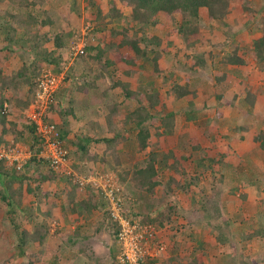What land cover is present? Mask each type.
<instances>
[{"label":"rangeland","instance_id":"rangeland-1","mask_svg":"<svg viewBox=\"0 0 264 264\" xmlns=\"http://www.w3.org/2000/svg\"><path fill=\"white\" fill-rule=\"evenodd\" d=\"M248 1L252 10L257 12L254 19L249 18V14L243 10L240 0H231V11L227 18V22L237 33L239 43L244 46V49L253 40L260 37L259 21L264 18V0ZM8 7L9 2H0V15H3ZM109 7L108 0H43L37 5L36 9L41 11V14L44 11L49 12L56 22L54 26L48 25L40 29V35L44 38L41 45L47 51L59 49L60 46L64 57V72L74 62L73 57L68 56L69 49L67 48L73 38H84L87 43L97 45L109 41L108 35L111 28L116 27L122 31L123 27H128L126 20L115 18L112 21L108 17L104 19V16L108 14ZM99 9L103 11V20L100 23L96 19ZM13 12L17 13V10L15 9ZM123 12L124 17H129L131 14L127 8H123ZM45 17L44 14L41 15V19ZM180 19L181 16L178 15L172 22H164L157 28L149 30V34L160 35L164 40L163 49L165 52L161 64L166 75L173 72L175 78L185 79L188 66L191 64L186 59V55L190 52L185 50L181 38L173 31L176 22H179ZM209 22L208 12L203 9L199 23L203 33L208 34L206 38L209 39V43L201 48L200 55H204L212 63L223 51L229 50L230 44L218 27L214 31H210ZM103 23H106V29L100 35L96 34L97 26L102 27ZM22 32L21 30L18 35ZM128 36L130 37L131 33H128ZM103 38L104 42L101 40ZM122 38V35L118 36L115 39L116 43L118 44ZM4 47L6 45L0 43V71L4 77L11 79L22 68L23 63L28 60L30 55L24 51L13 54L11 50H3ZM127 53L125 48L121 50L115 48L105 57H113L117 61L120 56ZM209 53L212 54L211 58H208ZM84 59L79 69L84 71L88 76L87 79L97 78L95 79L98 83L97 88L83 91L84 85L87 84H84L86 79H80L78 72L81 71L76 70L73 79L63 83L58 96L62 108L73 109V115L67 116L66 113L56 110L51 115V119L57 123L61 132H68L65 145L74 158L71 161V168L75 172L79 175H87L92 171L112 174L122 183L121 177H124V174L130 171L135 163L143 161L153 146H150L146 151L137 153V151L135 152L137 145L128 141L119 143L115 148H108L104 144H101L102 147L92 144L89 146V150L97 156L99 161L90 163L81 160L77 144L82 138L93 137L89 135L96 136L94 139L104 136L113 137L115 133L125 134L126 137H136L135 132H129L133 124L128 120V116L139 106L137 101L126 98V90L123 87L115 86L116 80L106 76L102 64L93 60L89 55ZM32 60L33 58L28 63L33 62ZM248 67L251 75L238 73L237 70L244 69V67L237 69L236 67L217 65L214 68L215 72H225L232 79L231 87L223 100L215 98L211 71L201 68L195 70L192 78L202 81L195 100L198 119L189 121L184 116L178 115L175 132L155 136L152 140V143L158 145L161 150L173 152L174 158L179 161L175 163L172 159L167 167H159V179L166 181L170 177H175L189 187L187 192L176 191L163 203L161 202L162 206L154 210L157 212L153 217L157 216L158 220L165 224L163 227H159V238L166 246V250L171 246L173 254L172 259L168 260L163 257L164 260L159 261V264H183L184 260L191 256H198L199 259H202L203 256L207 264H264V239L246 242L242 241L241 236L245 230L248 233L255 231V228H264V218L259 224L253 226L247 221L251 217L259 218L264 214V205L261 203L264 202V152L254 141L257 122H264V73L259 71L254 62ZM53 69V66L48 64L43 66V71L53 72ZM152 69L150 62L138 59L135 66H121L120 78L122 83H127L128 89L133 92L153 90V88L160 91L161 104L157 109H153V112L168 113L176 110L178 105L175 104V98L167 96L166 93L168 81L165 82L161 78L153 76ZM184 83L185 80L182 84ZM27 87L28 91L30 87ZM246 88L250 89L253 94L252 101L256 103L253 110H250V103L246 101ZM102 91H107L110 94L109 101L101 97ZM111 109L116 110L114 114H111ZM219 110L223 111L229 120L237 118L239 125L250 121V131L245 140L239 139L235 133L236 126L234 124L223 123L225 125L213 127V123L218 120ZM19 113L20 116L23 115L22 111ZM91 123H94L93 127H91ZM107 123L111 126V130ZM209 127L211 129L209 130L210 137L207 135ZM102 128L106 132L103 133ZM188 131L191 134H188ZM9 134L12 137L13 134L10 132ZM191 135L197 141L200 150H193ZM12 138L9 140L10 142L13 141ZM238 141L239 144H237ZM25 149L31 157L30 151ZM127 151L129 154L125 153ZM204 154L216 160L220 159L222 155L228 154L223 160L232 163L238 179L248 178L250 182L257 181L259 183L255 182L256 184L253 186L242 187L235 194L230 192L231 188L224 190L211 173L205 172L200 161ZM102 158L106 159L104 163ZM215 168L217 171H221L223 166L216 164ZM24 169L20 172L23 173ZM50 169L52 170L49 165H44L41 170L37 168L34 170L47 174ZM1 177L4 181V175ZM129 180L130 176L126 183ZM72 181L74 182V180ZM18 185V182L15 183L14 191H18L17 196L21 198V207L33 208L35 216L33 220H30L29 217H17L14 214V216H9L7 209L4 208L5 204L0 199V264H46L45 258L50 257L57 258L58 264H113L112 250L116 249L117 244L113 233L114 228L110 220L107 219L104 208L96 210L92 216H87L86 213L78 216L72 214L68 207L63 209L64 202L68 199L66 193L63 195V189L69 188L68 184L61 179L43 184L41 190L49 196L40 203L33 195L34 192L32 194L27 192L28 187L34 189V181L25 182L20 193ZM123 185L124 191L129 192L127 185ZM88 190V187L82 189L79 186L76 200L80 201L86 198ZM134 190L131 188L132 193L135 192ZM164 192L165 187L158 186L154 193L155 199L160 201ZM95 193L98 198H101L98 192L95 191ZM136 193L138 192L136 191ZM240 195H245L247 199L242 201ZM136 197L137 201L144 205L143 197L141 198L138 194ZM193 198L195 199L194 203L191 201ZM130 206L128 209L134 210ZM168 207H172L173 210L168 211ZM217 208L220 215L216 214ZM136 211L140 210L136 209ZM161 213L165 217L160 216ZM12 219L20 224L21 230L26 231L30 238L35 232L43 235L46 232L47 234L42 245L35 241L26 246L27 256H22L21 250L18 248L17 232ZM218 235H223L227 241L224 243L219 241ZM162 254L163 251L158 258Z\"/></svg>","mask_w":264,"mask_h":264},{"label":"trees","instance_id":"trees-1","mask_svg":"<svg viewBox=\"0 0 264 264\" xmlns=\"http://www.w3.org/2000/svg\"><path fill=\"white\" fill-rule=\"evenodd\" d=\"M42 1L43 0H0L1 3L9 2V7L6 9L7 11L5 10L3 15H0V43L6 45L3 50H11L13 54L24 51L26 54L30 55L28 60L23 63L22 68L11 79H8L6 76L4 77L2 71H0V90L7 89L16 91L17 94H14V101L18 108L23 112V115L20 116L17 122L8 121L9 111H7L8 109L4 110V105L6 102H9V99L0 95V126L2 127V136L10 132L13 134L12 142L27 148L31 153V157L25 165L23 173L17 171L15 168L5 166L4 163H0V199L5 204L4 208L7 209L9 216L16 215L17 217L19 216L22 218L29 217L31 218L30 220H33L35 216L33 215V208L21 207V198L17 196L18 191H14L15 183L18 182V190L20 193L22 192V187L25 182L34 181V189L28 187L27 192L29 191L31 194L34 192L33 195L37 198L38 203H40L42 200H46L49 196L47 193L44 194L42 192L41 188L43 184L53 183L54 180L61 179L68 184L67 187L69 188L63 189V195L66 193L68 199L64 202L65 205L62 208L66 209L68 207L72 214L78 216H82L85 213L87 216H92L96 210L104 208L106 210L105 215L114 228V237L117 238L119 227L110 218L109 211L107 210L108 203L102 197L98 198L91 187H88L89 190L86 198L77 201L76 194L79 191L80 185L73 182L72 177H63L61 173L56 172L53 169H50L47 174H43L37 170V174H39L37 176V171L34 170L36 168L41 170L44 165L49 164L48 161L42 159L40 156L42 143L37 136L34 124L29 122L24 115V112L34 100V90L38 78L43 73L44 64L53 66V72L57 75L64 72V57L60 46L59 49L47 51L41 45L44 42V38L40 35V29L48 25L54 26L56 23L51 17L52 15L47 11L42 13L46 17L41 19V11L37 10L36 7ZM240 1L243 10L249 14V18L254 19L257 12L252 10L250 2L248 0ZM108 3L110 5L109 11L108 14L104 16V19L106 17L110 18L112 21L115 18L120 20L123 19L128 23V27H123L122 31H119L116 27L111 28L108 35L110 39L105 43L93 45L86 42L85 54L74 58V62L64 72V82L71 81L75 75L74 72L79 70L81 71L78 72L80 79L85 78L86 80H84V84L87 83L84 85L85 88H82L83 91L97 88L98 83L97 80H95L97 78L89 80L84 71L82 72V70L79 69L80 64L85 60L84 58L88 55L92 56L93 60L102 64V69L105 71L106 76L116 80L115 86L123 87L126 90V98L137 101L139 104L137 110L133 111L128 116V120L133 124V126L130 127L129 132H135L136 137H126L127 135L122 133H115L113 137L104 136L97 139L85 137L80 139L77 147L81 153V160H84V162L95 163L97 156L93 155L89 150V146L92 144H104L108 148H115L119 143L128 141L131 144L135 143L137 145V149L134 148L137 153L146 151L150 146H153L152 150L143 161L135 163L133 168L130 171H127V173L124 174V177H121V184L127 185L129 190L127 193L124 191V209L127 216L131 217L133 220L140 218L143 224H153L156 226L159 225L158 227H163L165 224L162 221H159L157 216L153 217L157 212L154 210L157 207L159 208V206H162L161 202L163 203L176 191L187 192L189 187L186 183H181L175 177H170L166 181H161L159 179V167H167L172 159H174L175 163H178L179 161L177 158H174L175 155L173 152H165L161 150L158 145L152 143V140L155 136L157 137L162 134L175 132L178 115L184 116L189 121H195L198 119L196 111L197 104L195 103V100L202 81L192 78V74L195 70H200L201 68L206 71H211L214 81H212V86L215 89V98L219 100H223L226 92L231 87L232 79L231 76H228L229 74L225 72H215L214 68L217 65L231 66L239 69L247 67L254 62L259 71L264 73V18L259 21L261 28L260 37L253 40L244 49V46L239 43L237 33L227 22V18L231 11V0H108ZM123 8L130 10L131 14L129 17H124ZM15 9L17 10V13L13 12ZM203 9L206 10L209 15L210 22L208 26L210 31H214V29L218 27V29L227 37L230 44L229 50L223 51V53L212 63H210L204 55H200L199 51V49L201 50L204 45L207 46L209 43V39L205 37V33H203L199 23ZM178 15L181 16V19L179 22H176L173 31L181 38L185 45V50L190 52L186 55V59L189 60L191 64L188 66L185 79L175 78L173 72L166 75L161 64V59L165 52V49H163L164 40L160 35L149 34V30L157 28L164 22H172ZM96 19L99 23L103 20V11L100 9ZM106 26V23H103L102 27L97 26V29L95 30L96 34L98 33V35H100V33L106 29ZM21 30L23 32L18 35ZM128 33H131L130 37L128 36ZM120 35H122L123 38L117 44L115 39ZM74 39L75 38H73L67 45L68 49ZM101 40L104 42V38ZM115 48L118 50L125 48L128 53L120 56L117 61L113 57L106 58L105 56L108 53L113 52ZM210 55L212 54L209 53L208 58H211ZM31 58H33V62L28 63ZM138 59L152 64L153 76L161 78L165 82L168 81L166 83V87H168L166 93L167 96L175 98V104L178 105L176 110L168 113H163L161 111L155 113L152 110L157 109L161 104L159 90L153 88V90H140L138 92H133L131 89H128L127 83H122L123 81H121L119 72L121 66H135ZM237 71L239 73V70ZM184 80L185 83L182 84ZM22 86H29L30 88L25 93L24 91H20ZM150 86L153 85L150 84ZM82 89H80V91H82ZM59 92L56 96L55 102L51 106V115L54 114L56 110H59L61 113H66L67 116L70 114L73 115V109L62 108L61 101H58ZM88 95L89 92L87 93V96ZM109 95L110 94L107 91H102L101 97L109 101L111 98ZM245 95L246 101L250 103V110H253L256 103L252 101L253 94L250 89H245ZM105 105L107 104L105 103ZM115 111L116 110L111 109L110 112L111 114H114ZM217 118L218 120L213 123V127L217 128L223 123L234 124L236 126L235 133H237L239 139L243 141L247 138V134L250 131V121H245L239 125L237 118H231V120H229L221 110L218 111ZM256 125L257 130L254 135V141L259 144L260 150L264 152V122H257ZM107 126L109 129L111 128L109 123H107ZM109 129H107V131ZM209 130H211L210 127L207 130V135L210 137L211 132H209ZM101 131L104 133L105 129L102 128ZM60 133L61 139L66 142L68 132L60 131ZM12 142L5 141L0 137V145L10 144ZM191 142L194 151L200 150V146L197 145L195 139L192 138ZM125 153L129 154V151ZM227 155L228 154H224V156L222 155L220 159L216 160L215 158L207 157L204 154L200 158V161L205 168V172L211 173L216 182H219L218 184H220L224 190L231 188L230 192H233L234 194L242 187H247L248 185L253 186L256 184L255 182L257 181L250 182V179L248 178L238 179L233 165H231L232 163L230 164L223 160ZM69 158L71 161L74 160L70 152ZM105 161L106 159L102 158V162L104 163ZM216 164H221L223 169L217 171L215 168ZM2 175L5 177L4 181H2ZM129 176L130 180L126 183ZM158 186L165 187L163 198L160 201L154 197L155 189ZM131 188L135 189L134 193L131 192ZM136 191L138 193H136ZM137 194L140 195L141 198L143 197L145 202L144 205H141L140 202L137 201ZM240 197L242 201L247 199L245 195H240ZM191 201L194 203L195 199L193 198ZM261 203L264 205V202ZM128 206L133 207L134 210H129ZM136 209H139L140 211L135 212ZM172 210V207H168V211L171 212ZM216 214L220 215L218 208ZM160 216H164V214L161 213ZM263 218L264 214L259 218L251 217L250 219H247V221L253 226L254 224H259ZM12 222L17 232L18 248L21 250L22 256H27L28 253L25 251L26 246L31 242L36 241L41 245L43 244L47 236L46 232L44 235L35 232L33 237L30 238L26 231L21 230L20 224H18L15 219H12ZM241 236L242 241L246 242L256 241L258 239L262 240L264 239V228H255V231L253 230L248 233L245 230ZM218 240L224 243L227 241V238L225 239L223 235H218ZM117 254L118 247L112 250V256L114 259L113 264H116ZM154 261L155 260H150L149 262L152 264ZM184 261L183 264H207L203 256L202 259H199L198 256H191ZM44 262L46 264H58V259L55 257L45 258Z\"/></svg>","mask_w":264,"mask_h":264},{"label":"built area","instance_id":"built-area-1","mask_svg":"<svg viewBox=\"0 0 264 264\" xmlns=\"http://www.w3.org/2000/svg\"><path fill=\"white\" fill-rule=\"evenodd\" d=\"M86 40L75 38L69 47L68 56L76 58L85 54ZM64 72L60 75L46 70L37 80L34 100L24 112L26 118L34 124L37 136L42 143L41 158L48 161L49 166L62 175L72 177L80 187H91L100 194L107 203L111 220L119 227L116 238L118 254L116 264H147L155 260L166 249L159 238L160 228L153 224H143L140 218L133 220L124 209L123 185L112 174L89 172L79 175L71 168L69 150L61 139L57 123L51 119V106L64 83ZM8 105H4V110ZM30 154L20 144L0 145V163L7 167L23 170Z\"/></svg>","mask_w":264,"mask_h":264},{"label":"crops","instance_id":"crops-1","mask_svg":"<svg viewBox=\"0 0 264 264\" xmlns=\"http://www.w3.org/2000/svg\"><path fill=\"white\" fill-rule=\"evenodd\" d=\"M206 35H208V34H206ZM205 35V37H207ZM199 51H200V49H199ZM231 67V66H230ZM229 67V68H230ZM249 67L247 66V67H244V69H240L239 70V72L240 73H243V74H245V75H251V71H249V69H248ZM249 78H250V76H249ZM26 88V89H25ZM27 86H22L21 87V89H20V91L22 92V91H24L25 93L27 92ZM23 89H25V90H23ZM19 91V92H20ZM0 92H1V94L0 95H3L4 97H6L7 99H9V102H6L5 104H7L8 105V110L7 111H9V114H8V121H12V122H17L18 120H19V116H20V113H19V111L21 112V109L20 108H18V106L16 105V103H15V101H14V94H17L16 93V91H13V90H7V89H5V90H0ZM19 113V114H18ZM23 113V112H22ZM21 113V114H22ZM92 124V126L91 127H93L94 126V123H91ZM86 126V125H85ZM87 127H89V126H87ZM90 128V127H89ZM188 134H191V133H189V131H188ZM89 136H93V137H89V138H94V137H96V136H94V135H89ZM192 136V135H191ZM0 137H2L5 141H9L12 137H10V134L9 133H7V134H5L4 136H2V127L0 126ZM193 137V136H192ZM192 137H190V138H192ZM95 139H97V138H95ZM235 140V139H234ZM199 141V140H198ZM237 141V140H236ZM202 142V141H201ZM247 143V142H246ZM237 144H239V141L237 142ZM97 146H101V144H96ZM95 147V146H94ZM93 147V148H94ZM102 147V146H101ZM92 148V149H93ZM91 149V150H92ZM173 151H175V150H173ZM90 163H92V162H90ZM169 240V239H168ZM166 250V249H165ZM164 250V251H165ZM163 251V254L161 255V257L160 258H158V259H156L152 264H159L160 262L159 261H163L164 260V258L166 259H168V260H170V259H172L173 258V254H172V249H171V246L164 252ZM164 257V258H163ZM163 258V259H162ZM149 264V263H148ZM173 264H177V263H173Z\"/></svg>","mask_w":264,"mask_h":264}]
</instances>
